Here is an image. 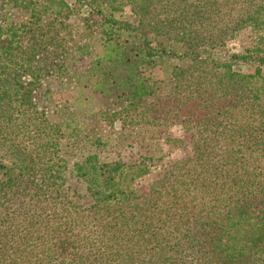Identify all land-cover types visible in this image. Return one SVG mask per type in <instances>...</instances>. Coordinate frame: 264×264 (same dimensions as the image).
Here are the masks:
<instances>
[{"label": "trees", "instance_id": "trees-1", "mask_svg": "<svg viewBox=\"0 0 264 264\" xmlns=\"http://www.w3.org/2000/svg\"><path fill=\"white\" fill-rule=\"evenodd\" d=\"M83 9L104 40L96 61L87 44L79 54L94 89L112 94L109 117L137 132L136 162L102 159L80 132L68 162L57 135L42 142L48 119L27 114L39 68L61 77L82 61L45 51L38 68L33 46L61 31L74 41ZM247 27L264 31V0H0V264H264V32L250 50L218 53ZM163 125L191 135L167 168L160 141L184 139L156 134Z\"/></svg>", "mask_w": 264, "mask_h": 264}, {"label": "rangeland", "instance_id": "rangeland-1", "mask_svg": "<svg viewBox=\"0 0 264 264\" xmlns=\"http://www.w3.org/2000/svg\"><path fill=\"white\" fill-rule=\"evenodd\" d=\"M7 13L12 20H21V14L14 13L13 9H10ZM86 15L87 11L83 9L79 15L72 16L69 20L73 21V28L78 31L70 32V34L75 36L74 41L69 39V35H67L68 32L61 31L53 32V36H55L53 42L46 41L42 46H33V50L37 53L40 52V55H36L33 61H31V59L27 61H31V63L38 68L43 66L44 63L46 64L44 60L46 56L43 55L45 51H49V60L52 58L54 60V57L57 55L56 52L59 51L57 52L59 55L81 56L82 61L76 64L75 70L73 69L74 72L66 73V71H63L61 77L56 76V71L46 72L39 68V73L43 76L41 77V83L38 89L42 91V94L41 97L34 99L36 105H32V108L28 109L27 114H38V116L34 118L33 124L36 123L35 120L45 119L43 117L48 119V121L42 122L44 125L41 126L40 123L38 124L41 130H44L46 133L45 139L42 142L46 143V145H50L51 136L57 135L56 138L59 139H56L58 140L56 146L62 147L61 153L65 155V159L68 162L74 161L77 157L76 152L79 153V151L76 150L77 137L73 135L77 134L76 132H80L81 134L78 139V141H83L81 146L87 149L90 147L99 148V156L102 159L117 157L126 163L136 162L140 160L141 154V146L138 141L139 137L137 132L134 130L133 125L127 126L126 123L116 119L115 115L111 116L112 118L109 117L114 110L118 109L110 100V95L112 94L106 95L94 89V81L90 78L94 74L93 69L95 65H90L88 61L89 57L79 54L80 49H78V46L87 44L88 46H86V49L92 50L91 53L93 54V56H91V53H89L91 60L94 59L96 61L102 49L100 44L104 40L101 33L89 32L86 29V19L84 18ZM124 16L126 19H132L129 6L125 7ZM252 32L264 31L251 30V27L241 29L237 31L233 37L225 41L223 48L221 50L218 49V53L223 54L226 50L239 53L243 48L250 50L252 41L250 36H254ZM55 33H58L57 39L58 41L60 40L59 43H57ZM63 37L65 38L62 39ZM17 60L20 61L18 65L20 67L23 61L20 59ZM29 62H27V64H29ZM10 66H12V63ZM156 71H160L158 67L155 68V72ZM24 74L27 75V73ZM23 79L30 80L28 75L24 76ZM26 122L27 124H31L29 120H26ZM33 124H31V126ZM52 124L55 126V130L60 129L57 134H55V131L52 132L51 128H49ZM30 129L33 130L31 127ZM155 129L158 135H164V133L169 132L174 136L183 137L184 139L183 142L170 140L169 143H165L164 139H162L159 143L162 149H160L161 152L157 155L160 161H156V163L162 164L167 168L171 163L181 159L186 152L188 153L190 151L191 135L190 133L181 135L182 129H180L179 125H171L167 128L163 125ZM190 130L188 132H190ZM149 134H151V132L147 134L145 132V136ZM95 140H97L96 143ZM32 142L33 140L26 139L27 144ZM149 142L154 143L152 140H149ZM175 143L177 144L175 145ZM150 177L151 176H145L142 184L137 189L136 193L139 196L147 192ZM75 183L76 182L72 183V188L70 190L74 189ZM77 187L80 190L81 185L78 184ZM77 194L78 193H76V195Z\"/></svg>", "mask_w": 264, "mask_h": 264}]
</instances>
